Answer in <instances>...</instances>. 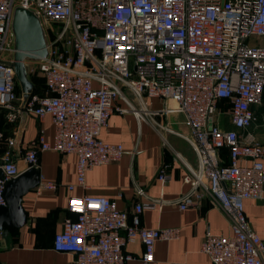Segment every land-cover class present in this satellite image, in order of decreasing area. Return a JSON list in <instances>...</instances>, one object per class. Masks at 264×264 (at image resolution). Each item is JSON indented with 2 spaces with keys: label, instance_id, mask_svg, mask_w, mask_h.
Listing matches in <instances>:
<instances>
[{
  "label": "built area",
  "instance_id": "2783aa9c",
  "mask_svg": "<svg viewBox=\"0 0 264 264\" xmlns=\"http://www.w3.org/2000/svg\"><path fill=\"white\" fill-rule=\"evenodd\" d=\"M15 8L40 20L48 43L47 58L33 63L45 91L25 103L10 65ZM145 99L171 102L164 112L181 114L190 132L186 141L197 167L185 166L189 190L178 198V209L206 198L230 224V236L208 232L200 251L210 264H264V241L244 213L245 201L264 199V144L250 132L258 122L254 108L264 99V0H0V117L11 129L7 137L0 131L6 146L0 206L6 183L37 168L42 152L75 155L76 183L85 188L87 172L126 154L121 144L99 137L112 113L144 120L156 114L148 112ZM22 112L49 116L52 142L41 130L28 149H17ZM225 120L232 129L224 127ZM223 148L227 165L219 153ZM165 168L156 176L162 185L171 180ZM136 195L143 201L135 204L130 223L113 200L71 197L67 209L75 219L64 220L53 250L71 254V264H127L134 259L125 246L139 241L140 264H152L155 243L179 233L140 226L142 211L161 210L167 202L147 197L142 188Z\"/></svg>",
  "mask_w": 264,
  "mask_h": 264
},
{
  "label": "crops",
  "instance_id": "0c3cea01",
  "mask_svg": "<svg viewBox=\"0 0 264 264\" xmlns=\"http://www.w3.org/2000/svg\"><path fill=\"white\" fill-rule=\"evenodd\" d=\"M44 83V80L41 76ZM131 101L133 97L126 91ZM148 112L156 113L140 120L131 113H112L107 126L101 131L100 139L110 144H121L126 152L119 162L96 167L86 173L85 188L76 183L75 155L60 154L54 151L39 154L37 169L40 182L22 198V208L26 214L25 224L14 231L5 228L0 234V264H71L73 256L55 252L52 248L54 235L61 230L66 219L74 220L68 212L71 197L83 195L105 197L113 200L116 207L129 214V223L135 204L143 201L136 195L142 188L147 197L163 198L166 204L161 210L142 211L140 226L146 229H176L175 240H159L154 246L152 264H210L209 258L200 251L205 235L228 237L231 228L224 215L206 198L194 207L179 210L178 198L189 190L183 182L187 175L185 166L197 167L196 156L186 141L190 132L179 113H165L171 102L160 99H145ZM115 105H126L116 100ZM258 122L250 129L256 139L264 144V99L262 106L254 108ZM225 128L232 126L225 120ZM21 118L18 123V128ZM52 142L54 127L49 116L42 119L26 115L25 123L16 145L26 150L36 139L39 131ZM11 135V129L6 134ZM6 149L0 142V157ZM20 166L23 164L20 162ZM161 167L171 177L162 185L157 180ZM45 183L55 185V189L44 188ZM68 186H73L72 190ZM244 213L250 228L264 241V199L247 200ZM12 229V228H11ZM124 252L133 257L127 264H140L144 250L139 241L128 244Z\"/></svg>",
  "mask_w": 264,
  "mask_h": 264
},
{
  "label": "water",
  "instance_id": "95a60500",
  "mask_svg": "<svg viewBox=\"0 0 264 264\" xmlns=\"http://www.w3.org/2000/svg\"><path fill=\"white\" fill-rule=\"evenodd\" d=\"M12 33L14 36V52L10 65L20 87L23 103H25L34 88L28 78L29 63L40 62L47 58L48 43L40 20L32 12L22 8H15L14 10ZM20 118L17 143L25 123V112L21 113ZM2 175L0 170V179ZM39 182V170L31 168L6 183L3 192L5 206H0V233L5 228L19 229L25 224L26 214L22 208V198L37 187Z\"/></svg>",
  "mask_w": 264,
  "mask_h": 264
},
{
  "label": "trees",
  "instance_id": "16d2710c",
  "mask_svg": "<svg viewBox=\"0 0 264 264\" xmlns=\"http://www.w3.org/2000/svg\"><path fill=\"white\" fill-rule=\"evenodd\" d=\"M28 78H29V75H28ZM30 81L34 86L32 93L30 95H40V96L43 95V93L45 91V84L43 83L41 77L39 79L30 80ZM0 131L3 133V135L5 137H6L7 132L9 131V127L5 123V121L2 117H0ZM219 153H220V156L222 157L223 164L227 165V163H228V150L226 148H223L219 151ZM14 230L15 229H11V228L9 229V231H14Z\"/></svg>",
  "mask_w": 264,
  "mask_h": 264
},
{
  "label": "rangeland",
  "instance_id": "374dc122",
  "mask_svg": "<svg viewBox=\"0 0 264 264\" xmlns=\"http://www.w3.org/2000/svg\"><path fill=\"white\" fill-rule=\"evenodd\" d=\"M31 63H29V66H30V72L28 73L29 79L30 80L39 79L41 77L40 76L41 74H39L37 72V66L33 64L34 62H31ZM16 92H17L18 96H22L21 91H20V87H19L18 83L16 85Z\"/></svg>",
  "mask_w": 264,
  "mask_h": 264
}]
</instances>
